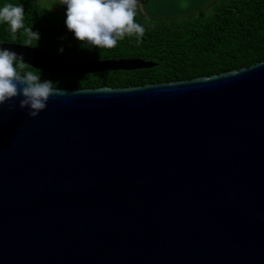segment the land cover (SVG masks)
I'll return each instance as SVG.
<instances>
[{
    "label": "water",
    "instance_id": "obj_1",
    "mask_svg": "<svg viewBox=\"0 0 264 264\" xmlns=\"http://www.w3.org/2000/svg\"><path fill=\"white\" fill-rule=\"evenodd\" d=\"M217 0H140L155 20ZM57 76L147 70L141 59ZM36 119L0 108V264H264V62L126 88L57 89Z\"/></svg>",
    "mask_w": 264,
    "mask_h": 264
},
{
    "label": "trees",
    "instance_id": "obj_2",
    "mask_svg": "<svg viewBox=\"0 0 264 264\" xmlns=\"http://www.w3.org/2000/svg\"><path fill=\"white\" fill-rule=\"evenodd\" d=\"M9 3L24 5L26 26L41 34L38 48L47 50L65 68L128 59L157 64L147 70L75 76L40 71L42 80H52L56 89L126 88L185 81L264 62V0H217L207 13L174 20L151 19L139 9L136 22L145 28L141 40L126 37L113 49L93 51L82 49L67 31L65 9H50L35 0H0V6ZM22 33L13 36L7 25L0 24V43L24 45L26 37Z\"/></svg>",
    "mask_w": 264,
    "mask_h": 264
},
{
    "label": "clouds",
    "instance_id": "obj_3",
    "mask_svg": "<svg viewBox=\"0 0 264 264\" xmlns=\"http://www.w3.org/2000/svg\"><path fill=\"white\" fill-rule=\"evenodd\" d=\"M65 9V27L81 48L88 51L113 49L126 37L141 40L145 28L136 22L140 0H58ZM0 24L7 25L15 36L21 30L26 37L23 48L39 46L41 34L25 24V7L13 4L0 6ZM63 55L64 49H59ZM52 80H42V73L29 69L25 57L0 47V108L27 111L36 119L59 91Z\"/></svg>",
    "mask_w": 264,
    "mask_h": 264
},
{
    "label": "rangeland",
    "instance_id": "obj_4",
    "mask_svg": "<svg viewBox=\"0 0 264 264\" xmlns=\"http://www.w3.org/2000/svg\"><path fill=\"white\" fill-rule=\"evenodd\" d=\"M37 3H39L40 5L42 6H45L47 8H50V9H57V8H61L58 4V0H35ZM208 11V10H207ZM207 11H203V12H206ZM180 19V18H179ZM182 19V18H181Z\"/></svg>",
    "mask_w": 264,
    "mask_h": 264
}]
</instances>
